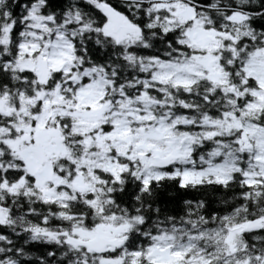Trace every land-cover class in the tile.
<instances>
[{"label":"snow or ice","instance_id":"6c2138e0","mask_svg":"<svg viewBox=\"0 0 264 264\" xmlns=\"http://www.w3.org/2000/svg\"><path fill=\"white\" fill-rule=\"evenodd\" d=\"M0 264H264V0H0Z\"/></svg>","mask_w":264,"mask_h":264}]
</instances>
